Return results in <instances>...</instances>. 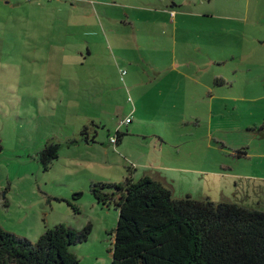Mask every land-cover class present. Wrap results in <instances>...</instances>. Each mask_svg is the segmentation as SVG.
Segmentation results:
<instances>
[{
	"label": "rangeland",
	"instance_id": "1",
	"mask_svg": "<svg viewBox=\"0 0 264 264\" xmlns=\"http://www.w3.org/2000/svg\"><path fill=\"white\" fill-rule=\"evenodd\" d=\"M174 1L182 3L186 13L179 15L177 52L180 44L191 50L199 42L192 38L201 25L219 29L214 34L219 45L209 49L222 56L229 83L213 111L205 105L195 111L174 103L177 109L155 112L154 82L143 65L151 69L139 59L151 53L145 47L150 35H157L163 25L171 33V22L161 9H171ZM88 42L94 44V54L113 59L115 76L126 70L131 99L140 96L144 105H155L154 110L144 106V118L135 120L134 126L140 125L148 137L124 134L123 145L112 141L113 124L119 121L114 115L108 127L88 124L91 137L100 131L96 143H87L85 135L67 142L77 135V123L61 121V116L55 120L52 109L56 104L57 115L77 112L61 104L69 102L68 94L63 101L56 99L55 91L54 97L43 98L47 112L29 99L40 85L38 71H60V60L78 49L87 52ZM115 58H120V67ZM232 79L235 88L229 85ZM224 95L239 97V102ZM178 113L192 124L181 122ZM0 141V224L33 242L62 222L78 230L91 226L86 240L70 246L79 264H111L113 257L119 209L115 201L98 202L93 182L124 181L128 176L139 180L152 172L162 176L177 198L191 195L264 210V0H0ZM51 142L59 143L61 150L46 170L40 152ZM136 147L140 150L133 154L134 162L125 155Z\"/></svg>",
	"mask_w": 264,
	"mask_h": 264
},
{
	"label": "trees",
	"instance_id": "2",
	"mask_svg": "<svg viewBox=\"0 0 264 264\" xmlns=\"http://www.w3.org/2000/svg\"><path fill=\"white\" fill-rule=\"evenodd\" d=\"M88 131L82 129L86 139ZM3 149L0 141V153ZM60 150L56 142L41 150L46 170ZM91 191L98 202L115 201L119 209L111 264H264V210L191 195L177 198L151 174L93 182ZM90 231L91 226L78 230L62 222L33 242L0 224V264H79L70 246Z\"/></svg>",
	"mask_w": 264,
	"mask_h": 264
},
{
	"label": "crops",
	"instance_id": "3",
	"mask_svg": "<svg viewBox=\"0 0 264 264\" xmlns=\"http://www.w3.org/2000/svg\"><path fill=\"white\" fill-rule=\"evenodd\" d=\"M179 4L181 6H175V8L172 7L170 9L166 8V5L161 9L162 14L168 16L169 20L167 21L171 22V33L168 34L169 29L166 30L163 25L162 31L158 30L157 35H150L147 40L149 42L145 43V47L148 48V50H151V53H149L148 56H142L139 59L140 62L144 61V64L147 62L151 69L148 70V68H144L145 65H143V69L146 70L145 73L150 72L148 75L154 82L153 84L155 88L152 89V91L155 100L154 103H156L155 112H166L177 109L178 107L176 106L172 107L171 104L174 105V103L182 104L184 105L183 108L186 109L188 107H193L195 111L201 105H205L213 111L214 104L217 103V100H221V98H223L222 87L224 85H228L229 83L226 82V78L222 70V56L217 55L216 53L214 54V51L209 49V46H211L212 49L215 46L217 49L220 41H217V39L214 38V34L216 35L217 30L219 29H216V26L213 28L207 26L206 24L204 26L201 25L198 28L197 33L195 32L193 34L192 38L199 39V42L197 43L194 41L195 45L191 50H189L186 45L180 44L181 46L179 52H177L176 33L179 30L181 25L180 23L182 21V18L179 15L186 14L182 13L183 10H181L183 9L182 7H184L183 4ZM75 25L78 28L80 24L77 23ZM133 27L135 28V25H133ZM209 34H211V36H208ZM213 38L214 41L211 42L210 39ZM155 40L156 42L152 43ZM170 40H172L175 44H173ZM183 41L186 42L187 39H183ZM91 42L87 43V52L80 48L81 50L78 49L74 51L69 59L64 58L63 60H60V71H44L42 73L38 71L39 75L38 78H36L39 81L35 79V74L38 73L34 72L35 82L38 81L40 85H37L32 89L33 93L30 95L31 98L29 99L33 100L34 104L39 102V109L46 111L43 106H41L40 102L43 98L47 99L49 94L55 91L57 97L56 99L63 101L64 97L68 94L69 102L66 101V104L62 102L61 104H63L65 110H67L66 107H68L67 104H69L71 105L73 111L77 110V112H73L70 116H67L65 113L57 115L58 111L55 112V109L58 108V105L56 104L54 106L55 109H52L54 110L55 120L61 116V121L67 123H77V135L74 136V138L68 137L66 139L67 142L76 141L78 137L82 136V129H84L85 126L89 127V123L94 126L102 125L108 127L107 122H109V120L114 119L115 121L116 117L114 115L119 118V121H115L113 124L116 125L114 126L116 133L110 134L109 138L111 137L112 139V137L118 134L120 136L118 137V144L123 145V141L125 140V137L123 138L124 134L131 135L140 133L139 135L148 137L149 135L146 134L148 132H145L140 125H134L137 116L140 120L144 118V113H141L142 108L149 105H144L143 102L140 101L142 100L140 96L137 97V101L134 99V96L132 99L128 96V94L132 93L134 95V93L130 88L132 85L128 87V79L125 76L126 70L121 71L119 78L118 75L115 76V73L112 71H116L117 66L113 62V59L107 55L94 54L93 49L90 47L91 45L94 46V44H91ZM188 43H190V41H188ZM125 45L126 41L123 43L124 47ZM137 46L144 49L140 42H137ZM115 59L120 67V58ZM46 60L51 62L49 59ZM108 61H110L109 64H107ZM138 64L139 61L136 60L135 66ZM49 75L52 76L50 77ZM234 78H236L237 83L239 75H234L233 79ZM233 79L230 81L229 85L230 87L235 88L233 85ZM111 80L113 81V84H111ZM248 81L249 80L246 82ZM116 82H118V85H115ZM233 92L235 91L233 90ZM87 93H89L90 96H87ZM54 96V94H51V97ZM226 96L224 95V97ZM170 100H172V102H170ZM229 100L238 103L239 97L231 95ZM86 106H90L91 108H87ZM149 107L151 110H154L152 106ZM181 115L179 113L177 114L178 117H182ZM211 116L212 114L209 115V119ZM128 117L131 118V121L126 122ZM79 120L82 121L79 122ZM144 121L149 122V118L145 117ZM144 121H142V124ZM182 121L192 124V120L187 117H182L181 122ZM124 125H126V130H123ZM91 134L92 129L88 131V139H85V141L89 144H91L90 142L97 141V138L95 139L94 137L100 135V131H97L94 137H91ZM155 135L157 136V134ZM160 137L163 139L161 134L159 138ZM136 150H140V148L136 147L134 149V153H126L125 156L135 162L136 160H134L133 154H136ZM122 152L125 153L126 151ZM147 166H149L148 162L144 167ZM147 170H149V168H145V171ZM148 173L152 174V172H147V174ZM155 176L159 179L162 178V176L158 174Z\"/></svg>",
	"mask_w": 264,
	"mask_h": 264
},
{
	"label": "built area",
	"instance_id": "4",
	"mask_svg": "<svg viewBox=\"0 0 264 264\" xmlns=\"http://www.w3.org/2000/svg\"><path fill=\"white\" fill-rule=\"evenodd\" d=\"M129 121H131V118H130V117H128V118L126 119V122H129ZM116 139H117L116 136H114V137H112L111 140L115 142Z\"/></svg>",
	"mask_w": 264,
	"mask_h": 264
}]
</instances>
